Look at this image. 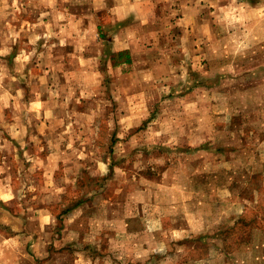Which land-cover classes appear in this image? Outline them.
<instances>
[{"label": "clouds", "instance_id": "1", "mask_svg": "<svg viewBox=\"0 0 264 264\" xmlns=\"http://www.w3.org/2000/svg\"><path fill=\"white\" fill-rule=\"evenodd\" d=\"M0 264H264V0H0Z\"/></svg>", "mask_w": 264, "mask_h": 264}]
</instances>
